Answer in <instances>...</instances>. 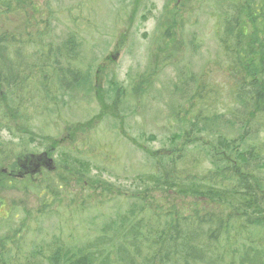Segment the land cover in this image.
Segmentation results:
<instances>
[{
  "label": "rangeland",
  "instance_id": "rangeland-1",
  "mask_svg": "<svg viewBox=\"0 0 264 264\" xmlns=\"http://www.w3.org/2000/svg\"><path fill=\"white\" fill-rule=\"evenodd\" d=\"M24 1L0 9V75L15 72L0 87V238L13 264L50 253L55 241L73 254L100 247L108 222L138 220L147 203L189 207L165 198L153 156L178 141L185 125L174 113L198 79L215 97L207 115L224 113L221 131L238 136L220 42L241 0ZM32 154L50 155L54 170L6 179ZM248 239L257 249L239 243L235 264H264V229Z\"/></svg>",
  "mask_w": 264,
  "mask_h": 264
},
{
  "label": "trees",
  "instance_id": "trees-1",
  "mask_svg": "<svg viewBox=\"0 0 264 264\" xmlns=\"http://www.w3.org/2000/svg\"><path fill=\"white\" fill-rule=\"evenodd\" d=\"M3 1L0 9L5 7L6 11H13V2H25ZM234 8L233 18L226 20L227 38L220 43L230 58L227 71L232 80L227 87L235 105L226 113L240 128L238 136L229 138L221 131L229 123L224 113L207 115L214 109L211 102L215 97L208 95L207 82L198 79L181 113H174L185 125L178 141L153 156L157 167L163 168L154 177L165 198L175 195L189 207L179 205L182 210H175L156 204L154 209V204L147 203L138 220L116 218L108 222L99 237L104 240L100 247L81 246L73 254L69 244L55 241L50 253L19 257V264H235L239 243L257 249L248 238L258 228L264 229V180L257 177L264 170V137L259 145L253 143L264 133V0H241ZM7 35L3 33L0 41ZM25 36L29 39L28 32ZM2 45L0 59L8 48ZM12 75H0L3 86L13 81ZM0 164H4L3 159ZM14 166L8 169L15 170ZM23 180L32 181L29 177ZM231 227L234 234L229 235ZM239 234H245L246 239H239ZM13 263L4 252L1 237L0 264Z\"/></svg>",
  "mask_w": 264,
  "mask_h": 264
},
{
  "label": "flooded vegetation",
  "instance_id": "flooded-vegetation-1",
  "mask_svg": "<svg viewBox=\"0 0 264 264\" xmlns=\"http://www.w3.org/2000/svg\"><path fill=\"white\" fill-rule=\"evenodd\" d=\"M0 78H1L0 87H2L3 86V84H2V77L0 76ZM42 162H43V160H42ZM27 167L28 166L22 165V168H23V172L24 173H26L27 171H29Z\"/></svg>",
  "mask_w": 264,
  "mask_h": 264
}]
</instances>
